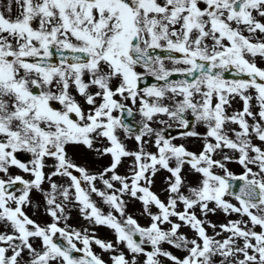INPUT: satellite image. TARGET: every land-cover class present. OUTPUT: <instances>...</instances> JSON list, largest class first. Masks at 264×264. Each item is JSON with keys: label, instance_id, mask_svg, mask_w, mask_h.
I'll list each match as a JSON object with an SVG mask.
<instances>
[{"label": "snow or ice", "instance_id": "1", "mask_svg": "<svg viewBox=\"0 0 264 264\" xmlns=\"http://www.w3.org/2000/svg\"><path fill=\"white\" fill-rule=\"evenodd\" d=\"M0 264H264V0H0Z\"/></svg>", "mask_w": 264, "mask_h": 264}]
</instances>
